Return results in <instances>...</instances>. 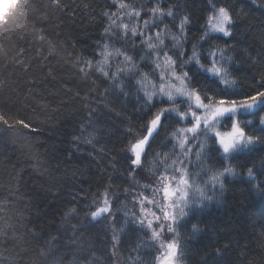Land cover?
<instances>
[{"label":"trees","instance_id":"trees-1","mask_svg":"<svg viewBox=\"0 0 264 264\" xmlns=\"http://www.w3.org/2000/svg\"><path fill=\"white\" fill-rule=\"evenodd\" d=\"M157 2L11 0L1 9L0 115L9 124L0 121V264H113L105 218L93 221L89 215L103 194L111 202L121 258L137 250L140 229L124 227L121 219L125 192L142 178L138 172L170 151V137L183 124L178 115L169 114L135 173L122 152L134 141L125 130L131 127L135 137L146 134L147 118L134 115L143 103L139 85L145 84L144 76H155L150 63L157 47L175 59L171 33L183 17L191 18L184 33L183 49L189 54L184 61L194 44L203 53L212 44L231 45L225 53L233 57L228 79L238 81L237 90L264 77V0H159L162 10L171 8L174 17L153 14ZM220 7L231 10L233 35L208 32L211 39L205 42L200 37L212 9ZM124 9L141 13L136 21H121L136 23L142 38L115 30L112 24ZM149 26L162 29L158 40L145 39ZM202 63L209 66L207 58ZM190 68L195 74L190 85L203 90L202 97L220 98L213 77ZM103 72L111 75L105 78ZM154 100L153 112L175 106L164 98ZM261 116L264 104L239 120L250 122L247 132L259 136L264 133ZM19 120L30 128L17 124ZM224 123L229 127L230 121ZM216 147L214 137L205 136L199 160L210 172L231 163L236 174L224 177L222 191H211L217 196L213 205L179 225L183 264H264V145L227 158ZM253 163L254 178H249L246 170ZM148 259L152 261L151 253Z\"/></svg>","mask_w":264,"mask_h":264},{"label":"snow or ice","instance_id":"snow-or-ice-1","mask_svg":"<svg viewBox=\"0 0 264 264\" xmlns=\"http://www.w3.org/2000/svg\"><path fill=\"white\" fill-rule=\"evenodd\" d=\"M153 14H158L160 16H169L174 17L175 13L171 8L165 13L159 0L157 4L153 6L151 9ZM216 11L215 18L213 20L212 17H209L210 30L211 32L220 33L223 37L231 38L233 35V27L234 20L231 14V10L228 7H220ZM135 15H141L140 12L134 13ZM105 17L110 18V13L105 12ZM148 24V22H145ZM191 23L190 17H183L180 20V23L176 25L177 32L171 33L172 39L176 43L177 51L175 52V59L169 57L167 53H165V57L168 61V64L173 68H184L187 69L183 72L182 75H176V79L184 81H188L191 84V81L195 78V74L191 72L190 65L198 68L202 72H211V74L216 77L213 83L219 90L220 98L217 100L215 97L205 96L203 99L208 100L209 103H203L201 96L196 94V101L198 102V108H204L206 111H209L210 114L204 116L203 125L212 130L213 123L219 121L221 117H223L226 121H230L229 131L220 132L216 131L214 139L216 141L217 149L221 152L225 158H227L230 154L238 153L243 151L244 149H250V146L254 145H264V133L257 136L255 134H249L246 131V123L244 121H240L236 118L237 113L239 111H247L253 109L258 104H264V77L255 85L244 87L241 86L239 89H236L238 81L228 79L229 69L227 65L232 61L233 57L225 55V53L231 49L233 46L226 45L223 48H218L215 44L209 46L207 53H203L199 50L196 44L193 45L191 55L187 61L183 60V57L188 56L189 54L184 51L183 44L186 43V36L184 33L188 26ZM169 30L167 27L165 28V32ZM107 34V30L105 32ZM133 37L135 38L138 33L133 31ZM201 40L207 42L211 39L208 31H205V34L200 37ZM153 47L152 45H149ZM99 47V45H97ZM217 52L220 53L219 57H217ZM102 54V53H101ZM97 55L94 51L93 56ZM208 59L212 64L211 68H205L202 61L204 59ZM105 78L111 75L110 73L103 72L102 73ZM115 81V77H113ZM121 89H123L124 85H120ZM161 91H163V86L161 87ZM177 92H182V89H177ZM122 95L127 96V93L123 92ZM243 96L242 99H236L234 97ZM143 103L139 109V111L134 112L136 119L145 120L147 118V135H144L142 138H136L133 135L131 127L125 130V134L128 137H132L134 142L130 144V148L126 147L122 149V152L128 154V168L133 171V173L137 172L141 165V160L143 156L147 155L149 141L152 138L153 134L156 133L160 128L163 127L164 122L169 119V114L173 111L171 108H159L156 112H153V109L157 107V103L154 100L153 96L144 93ZM169 99H172L171 94H169ZM162 103L166 101H161ZM195 118V123L191 128L188 129L189 132H197V129L201 126V117L196 115V113L192 114ZM184 113H180V117H183ZM0 121H2L5 125H8L9 122L3 115H0ZM19 125H22L24 129L30 128V124L25 123L23 120H19L16 122ZM260 125H264V116L260 117ZM145 125L141 124V131L143 130ZM11 127V125H9ZM221 127H224V124H221ZM199 155V154H198ZM255 163L246 170V175L249 178H254V170ZM236 174V169L231 165V163L225 165L222 171L215 173L211 177L212 188L211 191L215 192L217 188L219 190H223L225 187L224 177L232 176ZM181 183L183 188H178L175 193L169 191L167 187L164 188V196L167 199L170 196L175 195L176 199H174L171 203V207L173 211L171 213L165 211L164 212V220L170 221L167 226V231L170 234L176 233V225L178 222L183 219L188 212L190 205L195 204L196 206H203L204 201H211L215 197L212 195L205 194V190L202 188H197L196 191L200 192V197L197 199H192L190 193L186 190L189 187V182L186 179L181 178ZM254 188L259 189V185H255ZM75 198V197H74ZM99 203V201H97ZM135 203V201H134ZM143 203V201H141ZM154 203V201H153ZM102 207H97L94 211L91 212V218L95 221L98 217L102 215H111V202L109 199L105 198L103 200ZM131 222L135 225L141 227V229L151 230V241L155 243L160 239L161 232L155 230L153 228V221L149 220L146 225L143 220H137L135 216L129 218ZM158 220L159 217H156ZM73 230H78L75 226H73ZM193 232L198 230L197 225L192 226ZM114 246L119 243L116 236H113ZM74 245H68L66 247H73ZM160 247L165 248V252L162 257H158L155 261V264H183V252H182V243L178 235H175L171 241H168L166 244L161 243ZM51 253H46V255H50ZM65 256L68 253H64ZM53 264H63V260H54ZM75 264V262H73ZM139 264V261H137Z\"/></svg>","mask_w":264,"mask_h":264},{"label":"rangeland","instance_id":"rangeland-1","mask_svg":"<svg viewBox=\"0 0 264 264\" xmlns=\"http://www.w3.org/2000/svg\"><path fill=\"white\" fill-rule=\"evenodd\" d=\"M11 0H0V11L4 5L9 3ZM215 10L217 8H213L210 17L215 18L217 14ZM132 19L136 21V15L133 14L130 10L124 9L121 14L114 20L112 24L115 30H119V33L129 32L130 34L133 31L137 32L138 35L142 38V33L139 32L140 28L137 24H129L126 21ZM210 23L211 21L208 19L207 22V31L210 33ZM111 28V26H110ZM107 31H109L107 29ZM145 31V30H144ZM160 32H156L155 29L151 28L150 26L145 31V39L146 40H155L159 38ZM158 33V34H157ZM220 34V33H217ZM158 35V36H157ZM133 36V35H132ZM159 43V42H158ZM153 50V49H152ZM152 60L150 64H153V68L155 76L148 77L147 75L143 77L145 84L139 85V89L142 93H148L156 99L164 98L167 101L173 102L175 106L172 113L179 116L181 123L183 124L180 128H177V131L174 133L173 136L170 137L172 142V146L170 147V151L161 152L159 158H155L150 163L151 166L148 170L145 171V168L142 172H138V174L142 177L138 179L139 181L134 182L132 188L125 192L126 197V209L121 216L123 221V226L126 227L127 225H134L135 227L139 228L140 230L136 229L138 232V242L139 246L135 252L141 251L140 253L135 254V252L131 253V257L129 258H121L118 249V243L114 246L113 236L115 235L117 240L118 237L114 232V216L113 213L111 215H102L98 218H105L106 228L108 230L109 240H110V248L109 251L113 258V264H155V261L158 257H162L165 248L160 247L161 243L166 244L168 241H171L175 235H178V227L181 222L188 216L195 214L196 212L203 209V207H207L213 205L216 201V195L211 193V177L217 172H210L208 169L205 168L203 161H200L199 158L202 155V147L204 145V138L205 136H215L216 131L225 132L229 131L230 128L226 123H224V118L221 117L219 121L213 123L212 130L207 129L203 125V117L209 115L210 112L206 111L204 108H198V102L196 101L195 97L198 93L201 96L203 103H209L208 100H204L202 97L203 90L198 88L197 86H192L189 84L188 81H184L183 83L181 80L176 79V75H182L184 71L187 69L178 68L179 72H176L172 66L168 64V61L165 57V51L157 47V49L153 50L152 52ZM220 53L217 52V57H219ZM209 62V60L207 59ZM205 68H211L212 64L209 62V66H204ZM215 80L211 72H203ZM163 86V91H161V87ZM177 89H182V92H177ZM169 94H171L172 99H169ZM219 99V98H215ZM177 106H182L183 111H179ZM260 104L256 105L253 109L247 111H239L237 113L236 118L239 119L240 115H244L246 113H251L252 111L256 110ZM180 113H184L183 117H180ZM193 113L201 117V126L197 129V132H189L188 129L193 126L195 123V118L193 117ZM221 124H224V127H228V129L224 130V127H221ZM250 122H247L245 127L246 131L249 126ZM140 135H136V138H142ZM134 142V141H133ZM130 148V145L128 146ZM245 150V149H244ZM199 154V155H198ZM220 155L224 157V155L220 152ZM185 164V165H184ZM222 171V170H220ZM181 178L188 180L189 187L186 189L192 199H197L200 197V192L196 191L197 188H202L205 190V194L212 195L215 198L211 201H204L203 206H196L195 204L190 205L187 215L181 219L176 227V233L170 234L167 231V226L170 221L164 220V212L167 211L171 213L173 211L171 207V203L176 196H170L167 199L164 196V188L167 187L170 192L175 193L178 188H183L181 183ZM108 198L106 194H103L99 200H95L94 211L97 207H102L103 200ZM99 201V203H97ZM135 201V203H134ZM143 201V203H141ZM154 201V203H153ZM91 217V213L89 214ZM135 216L137 220H143L145 224V229L147 222L149 220L153 221V228L159 232H161L160 239L153 243L150 239L151 237V230L141 229L140 226L135 225L129 219L130 217ZM156 217H159L157 220ZM97 218V219H98ZM133 226V227H134ZM128 227V226H127ZM134 227V228H135ZM144 252V253H143ZM149 253L152 254V261L148 259Z\"/></svg>","mask_w":264,"mask_h":264},{"label":"water","instance_id":"water-1","mask_svg":"<svg viewBox=\"0 0 264 264\" xmlns=\"http://www.w3.org/2000/svg\"><path fill=\"white\" fill-rule=\"evenodd\" d=\"M147 134H148V133H146V135H147ZM154 134H155V133H154ZM154 134H153V136H154ZM153 136H152V137H153ZM151 139H152V138H151ZM151 139H150V140H151ZM149 142H150V141H149Z\"/></svg>","mask_w":264,"mask_h":264}]
</instances>
